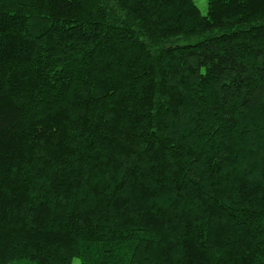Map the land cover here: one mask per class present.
<instances>
[{"label":"trees","instance_id":"trees-1","mask_svg":"<svg viewBox=\"0 0 264 264\" xmlns=\"http://www.w3.org/2000/svg\"><path fill=\"white\" fill-rule=\"evenodd\" d=\"M0 0V264H264V0Z\"/></svg>","mask_w":264,"mask_h":264},{"label":"rangeland","instance_id":"rangeland-1","mask_svg":"<svg viewBox=\"0 0 264 264\" xmlns=\"http://www.w3.org/2000/svg\"><path fill=\"white\" fill-rule=\"evenodd\" d=\"M196 3L198 7L200 8L201 12L204 13L205 7H206V0H197ZM71 264H80V261L78 258H74Z\"/></svg>","mask_w":264,"mask_h":264}]
</instances>
